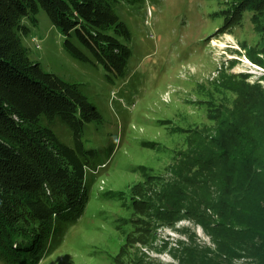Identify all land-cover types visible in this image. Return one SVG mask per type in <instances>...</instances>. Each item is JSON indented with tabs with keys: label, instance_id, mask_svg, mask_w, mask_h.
Returning a JSON list of instances; mask_svg holds the SVG:
<instances>
[{
	"label": "rangeland",
	"instance_id": "374dc122",
	"mask_svg": "<svg viewBox=\"0 0 264 264\" xmlns=\"http://www.w3.org/2000/svg\"><path fill=\"white\" fill-rule=\"evenodd\" d=\"M231 3L116 1L113 8L130 31L131 54L121 75L73 57L42 9L35 21L23 20L28 31L21 42L28 57L78 84L101 115L81 132L84 146L96 150L100 163L86 173L83 208L75 203L53 218L37 264H190L184 252L189 234L215 247L196 222L182 214L162 219L151 204L180 181L175 162L178 152L192 148L193 131L213 134L209 114L232 104L238 75L247 74L250 82L261 78L264 88V64L250 56L264 44V33L248 11L241 25L223 26L221 12ZM40 123L62 143L74 145L71 129L58 115H42ZM133 200L139 209L132 207ZM0 264L12 263L0 259Z\"/></svg>",
	"mask_w": 264,
	"mask_h": 264
},
{
	"label": "trees",
	"instance_id": "16d2710c",
	"mask_svg": "<svg viewBox=\"0 0 264 264\" xmlns=\"http://www.w3.org/2000/svg\"><path fill=\"white\" fill-rule=\"evenodd\" d=\"M116 1L0 0L2 262L37 264L51 221L75 203L83 208L86 173L100 164L96 150L86 148L81 138L84 125L101 118L99 111L78 84L28 57L21 42L28 31L23 20L35 21L42 9L65 36L64 48L73 57L102 65L108 75H121L131 54L126 43L130 31L113 8ZM228 8L221 12L223 26L241 25L248 11L264 33V23L258 22L264 21V0H232ZM257 49L250 56L264 64V44ZM238 76L241 85L232 104L209 114L213 134L193 131L192 148L178 152L175 162L174 176L180 181L151 204L162 219L182 214L193 220L215 245L189 234L184 252L190 264H234L235 259L264 264V88L261 78L250 82L247 74ZM42 115H58L71 129L74 145L62 143L42 125ZM136 202L132 207L139 209ZM142 202L146 209L147 200Z\"/></svg>",
	"mask_w": 264,
	"mask_h": 264
}]
</instances>
